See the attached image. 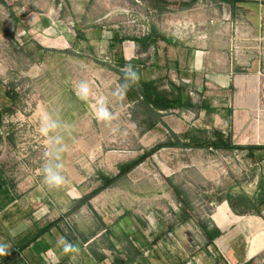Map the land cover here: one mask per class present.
Masks as SVG:
<instances>
[{"label": "rangeland", "instance_id": "1", "mask_svg": "<svg viewBox=\"0 0 264 264\" xmlns=\"http://www.w3.org/2000/svg\"><path fill=\"white\" fill-rule=\"evenodd\" d=\"M188 1L0 0V164L5 163L7 172L17 180L33 179L32 186L39 185L48 193L49 202L55 207L71 205L69 213L73 220L86 216L88 232L99 228L101 220L106 229L120 218L138 217L147 231L165 235L156 244L159 250L184 254L190 259L187 264L202 262L200 255L214 250H226L228 261L235 264L229 257L234 243L222 236L218 247L207 244L199 223L209 229L214 224L211 215L216 220L221 218V206H228L223 200L225 196H252L257 192L263 151L251 160L240 151L163 147L95 195L99 197L95 202L97 208L92 199L84 204L86 214L79 216L78 203L98 186L100 173L115 174L119 163L170 134L161 123L147 128L154 115L138 100H127L124 91L122 95L117 93L125 78L112 69L113 53L120 48L127 60L144 61V78L156 77L159 71L149 65L154 46L144 51L136 42L124 40L112 50L108 45L111 37L142 36L156 30L175 43H156L160 62L168 56L170 66L174 64V52L185 48L205 56L216 52L225 60L241 61L245 48L254 47L251 43L246 46V41H253L246 27H253L255 19L242 15V6L231 11L227 4L218 1L196 0L187 4ZM11 12L19 21L13 19ZM78 32L88 39L77 38ZM97 36L101 39L97 40ZM167 74L174 82L188 86L195 103L203 98L208 100L205 87L193 88L173 67ZM81 81L88 87L84 99L77 96ZM6 90L16 95L10 98ZM216 96L217 100L225 97ZM103 106L115 117L111 126L97 119ZM198 112L181 109L163 116L185 118L192 123L188 128H207L197 120ZM45 115L60 125L58 134L64 151L59 160L54 145L39 131ZM202 117L207 119L205 111ZM112 127L118 131L113 133ZM58 162L66 183L59 189H50L44 183L42 166L48 163L55 167ZM228 209L239 221L225 225L224 233L233 238L237 235V244L250 246V240L264 224V206L244 214ZM147 216L153 217L154 223ZM104 233L108 234L106 230ZM111 243L104 239L103 245L107 248ZM255 248L252 243L251 250ZM261 259L256 255L246 264H264Z\"/></svg>", "mask_w": 264, "mask_h": 264}, {"label": "crops", "instance_id": "2", "mask_svg": "<svg viewBox=\"0 0 264 264\" xmlns=\"http://www.w3.org/2000/svg\"><path fill=\"white\" fill-rule=\"evenodd\" d=\"M256 1L254 5L241 4V14L255 19L253 27H246V32H250L253 39L252 42L246 41V46L249 43L255 45L245 48L241 61L232 58L225 60L221 53L216 52H209L205 56L192 48L175 51L173 60L177 64L175 72L182 79L190 81L195 89L205 87L210 108L197 113L200 124L209 129H221L233 141L240 140L237 143L242 145H264V0ZM165 59L170 63L171 58L167 56ZM216 95L225 97L217 100ZM216 100L221 107L215 104ZM204 111L206 120L202 117ZM163 117L176 133L185 132L192 124L185 118L173 115ZM260 151L264 152V149L256 150L257 157ZM5 165L0 164V245L5 246L6 254L0 255V264H187L190 260L184 254L159 250L156 244L165 235L147 231L144 222L138 217L120 218L106 229L101 220L99 228L88 232L89 220L86 216L73 220L69 213L71 205L55 207L49 202L48 193L42 191L39 185L32 186L33 179L30 181L24 177L17 180L7 172ZM258 169L260 177H264V158ZM98 198H92V205L96 208ZM84 204L78 203L81 208L79 216L86 214L82 207ZM147 218L154 223L153 217ZM211 219L214 224L209 229L217 227L222 232L213 240V244L218 247L222 236L230 244L234 243L233 254H229V257L235 264H246L256 255L264 263V224L259 226L261 229L250 240V246L246 247L243 243L235 242L237 235L233 238L223 231L225 225L236 221L226 223L222 214L217 220L211 215ZM53 221L52 225L47 226ZM223 223L226 224L219 225ZM104 239L112 242L111 247H104ZM252 243L256 245L254 251L251 250ZM65 244L76 246L78 251L65 253ZM226 252L205 251L199 257H203L202 262L199 260L195 264H231Z\"/></svg>", "mask_w": 264, "mask_h": 264}, {"label": "trees", "instance_id": "3", "mask_svg": "<svg viewBox=\"0 0 264 264\" xmlns=\"http://www.w3.org/2000/svg\"><path fill=\"white\" fill-rule=\"evenodd\" d=\"M196 0H189L187 4H191ZM220 3L227 4L231 11H235L241 4L250 3L252 5L256 4V0H213ZM11 16L14 20L19 21L14 14L11 12ZM100 36H97L96 39H100ZM77 38H82L87 40L88 38L81 32L77 33ZM124 40H132L136 42L142 50L146 51L150 46H154V56L152 57L150 64L155 67L159 73L156 77L153 78H144L142 76V69L144 67V61L141 59H130L127 60L124 57L122 49H116L113 53V63L114 66L112 69L119 75H124L122 69L126 65L131 64L132 69L138 73L139 80L137 83L133 84L131 87H128L124 91L125 98L130 101H136L142 105V107L152 115H154V120L149 122L147 125L148 129H153L157 123H161L163 126L169 129V136L164 140H160L153 144L149 148H145L141 153L137 154L135 157L130 158L124 162H121L117 165V172L115 174H99V184L88 194L83 195L80 204L90 203V200L115 183L119 178L131 172L139 164H141L145 159L150 158L154 153L160 150L163 147H185V148H199L205 149L207 151L213 152H234L240 151L245 157L255 160L257 159L256 150L264 149V145L257 144H237L235 143L231 136L224 132L221 129L214 128L208 131L206 128L190 126L185 132L178 134L169 128L167 123L162 119V116L165 114H171L175 110L181 109H196L198 111L205 110L210 108L208 100L202 99L199 104L195 103L190 95L188 86L184 83H176L168 77L167 72L173 67L177 70V64L174 63L173 66H170L168 60L164 59L161 63L158 58V52L156 48V43L164 41L167 43L175 44L172 39L167 38L164 35L159 34L156 30H151L145 35L142 36H116L111 37L109 40V47L113 50L116 44H121ZM160 71H164L162 74ZM166 84V88L163 85ZM230 89H232V84H230ZM6 96L12 98L16 94L11 90H6ZM202 95V94H201ZM1 140V137H0ZM174 190L177 194L180 195L179 190L174 187ZM230 209L235 214H244L246 212H257V210L264 206V177L261 176L258 182L257 192L249 196L245 193L237 194L236 196L227 195L224 199ZM182 202L186 207H188V202L185 199H182ZM228 206H222V217L225 222L237 221L236 216L229 211ZM183 212L186 213V210L183 209ZM57 220H55L56 222ZM54 223L50 222L47 226H50ZM219 224V225H224ZM203 229V233L206 237L207 244H212L213 240L219 236L222 232L217 227L208 229L204 224L199 223ZM251 264V263H248Z\"/></svg>", "mask_w": 264, "mask_h": 264}, {"label": "clouds", "instance_id": "4", "mask_svg": "<svg viewBox=\"0 0 264 264\" xmlns=\"http://www.w3.org/2000/svg\"><path fill=\"white\" fill-rule=\"evenodd\" d=\"M125 78V84L121 89L117 90V93L123 94L128 87H131L133 84L137 83L139 80L138 73L132 69L131 64L125 66L122 69ZM88 91L87 83L81 81L79 88L77 90V96L81 99H84L85 94ZM114 93V94H117ZM97 119L105 124V126H111L112 121L115 117L109 111L107 106H103L100 109V112L97 116ZM60 128L59 122L50 116L45 115L42 120L41 127L39 129L42 136L47 137L49 142L54 145L55 152L57 154L56 159L59 160V154L64 151V146L62 145V137L58 134V129ZM113 133L117 132L118 129L115 127L111 128ZM47 155V154H46ZM62 164L56 163L55 167L51 164L45 163L42 166L43 180L44 183L50 188L59 189L66 183V178L61 173ZM78 251V248L72 244H65L64 252ZM5 246L0 245V255H5Z\"/></svg>", "mask_w": 264, "mask_h": 264}]
</instances>
